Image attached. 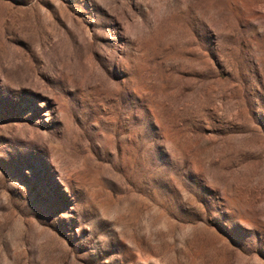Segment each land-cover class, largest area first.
<instances>
[{
    "label": "rangeland",
    "instance_id": "1",
    "mask_svg": "<svg viewBox=\"0 0 264 264\" xmlns=\"http://www.w3.org/2000/svg\"><path fill=\"white\" fill-rule=\"evenodd\" d=\"M0 264H264V0H0Z\"/></svg>",
    "mask_w": 264,
    "mask_h": 264
}]
</instances>
